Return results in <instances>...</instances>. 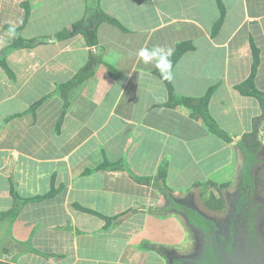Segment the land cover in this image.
Masks as SVG:
<instances>
[{
	"label": "crops",
	"instance_id": "0c3cea01",
	"mask_svg": "<svg viewBox=\"0 0 264 264\" xmlns=\"http://www.w3.org/2000/svg\"><path fill=\"white\" fill-rule=\"evenodd\" d=\"M222 2L214 29L218 0H0V221L10 224L0 260L151 264L158 251L144 242L184 241L182 224L150 211L167 201L147 178L167 164L178 192L190 185L176 180L182 168L207 180L234 150L178 98L208 99L238 136L245 112H263L240 99L264 95V0ZM94 8L106 17L92 45L84 32L58 36ZM17 35L40 44L8 51ZM92 53L100 62L86 71Z\"/></svg>",
	"mask_w": 264,
	"mask_h": 264
},
{
	"label": "rangeland",
	"instance_id": "374dc122",
	"mask_svg": "<svg viewBox=\"0 0 264 264\" xmlns=\"http://www.w3.org/2000/svg\"><path fill=\"white\" fill-rule=\"evenodd\" d=\"M260 99L261 98L259 97V100ZM240 102H257V105H261L254 96H249L244 99L241 98ZM255 116V113H244L243 125L247 132L256 133L259 130H263L262 126L264 125V117L261 118L260 116L259 118H255ZM243 135L244 134L238 137L239 140H244ZM246 140L247 137L244 141ZM237 156L238 157L235 158L234 154V164L232 163L217 176L220 178H211V180L214 179L215 182H219L218 185L209 186L208 189L207 187L202 189L199 185L193 186L196 183L194 179L202 172L201 168H197L196 165L190 164L189 166L182 168L181 172H178L175 175L176 180L182 182L181 187H184L185 183L190 184L188 188L186 187L187 189L178 192H175V189L172 188L175 192L174 195L177 201L180 202L178 207L184 209L185 214L184 212L183 214L179 213L175 207L169 209L170 203L165 206L167 210L169 209L168 213L162 211L161 214H167L164 215L167 224H175V220V222L183 225L185 230L184 241L182 240V242L174 247L169 246L168 244H161L159 245L160 249L174 251L173 253L176 254V258L180 259L184 264H223L225 261L223 259V254L221 255L218 253L214 258L204 259L206 253L204 244L207 241L203 239V233L201 231L198 232V230H196L189 222L191 214H189L186 209H191L194 211L199 224L201 222L199 221V216L205 218L210 217L214 220L213 222H215L217 228L216 235L220 239L221 248H223L222 252L225 253L224 256H226L229 264H264V188L256 176L264 170V147L259 151V161L253 165V175L256 181L253 188L250 189V204L246 207L244 206L245 208H243L241 203V195L243 193L241 189H239L242 180L240 173L241 166L243 167V164L241 165V163L244 161V153L238 150ZM186 168H189V170L185 174ZM166 171H168V168H166ZM157 175L158 173L152 177L154 181L159 179ZM203 179L204 180H201L200 182H204L205 178ZM224 183H229V186L226 189L221 187ZM218 201L220 203H218ZM208 202H212L214 208H217V210L207 206ZM150 207L156 208L157 206L151 205ZM179 214H182L183 216H180ZM8 222V219L0 221V255L3 253V247L10 241L6 239L7 237H10V224ZM24 245L27 246V243L25 242ZM143 250H146V248ZM149 252L151 253L149 263L159 264L162 257L160 258L158 256V252L154 250H149ZM154 252L157 254H154ZM155 255L158 256V260H155ZM165 256L167 259L166 253ZM144 264L146 263L144 262Z\"/></svg>",
	"mask_w": 264,
	"mask_h": 264
},
{
	"label": "trees",
	"instance_id": "16d2710c",
	"mask_svg": "<svg viewBox=\"0 0 264 264\" xmlns=\"http://www.w3.org/2000/svg\"><path fill=\"white\" fill-rule=\"evenodd\" d=\"M218 4L221 7L222 16L219 19V21L215 24L214 29H218L221 26V24L224 21L225 13H226L222 0H218ZM105 17L106 16H105L104 12H102L99 8H94L83 19H81L78 22H75L72 25V28L70 30L63 31V32L59 33L58 36H61V37L62 36L63 37L74 36V35H77L79 33L84 32L87 34V37L89 39V43L92 45L93 41L95 39V36H96L97 25L99 22H101V20H104ZM38 44H40L39 39H26L20 35H17V36H15L14 42L10 46L8 51H10V50L14 51V50L23 49V48H33V47L37 46ZM3 58H4L3 56L0 57V65L4 64ZM96 60H98L100 62V59L99 58L96 59L94 54L92 53L91 58L87 64V66L84 67V69L86 71H88L90 66H92V64ZM258 64H259L258 54L255 51L254 65L257 66ZM254 93L255 92H253V94ZM259 97L261 98V101H262V103H261V107L263 110L262 115H261V118H262V117H264V95H259ZM191 100H192L191 98H186V97L178 98V102L185 103V105H183V106H186L187 108L191 109L194 118L197 119L198 122H200L202 125H204L211 134L221 138L222 140L229 143L233 147L235 158L238 157L237 156L238 150L242 151L244 153V161H243V163H241V165L243 164V167L240 165L241 166L240 175H241L242 180H241V186H239V189H241V191L243 193L241 195V201H242L241 203H242L243 208H245L246 206H248L250 204V198H251L250 197V189L253 188L254 183L256 181L254 179V175H253V170H254L253 165L259 161V158H260L258 156L259 151L261 150V148L264 147V125L262 126L263 134L257 133L258 131L256 133L247 132V133H244V135H243L244 140L246 139V137H247V140L241 141V140H239L238 135H235V134L231 133L228 130H225L223 127L220 126L218 121L215 119V117L210 112L208 99H197L196 102L191 101ZM44 101H45V99L41 98L36 103L31 105L29 111L35 112L37 110V108L40 106V104L43 103ZM65 106H67V102H65ZM62 116H63V114H62ZM256 154H257L258 158H257ZM166 168H167V164H165V166H163L161 168L162 170L160 169V171L157 175L159 179L157 181H154L152 183V185L157 189L158 192L165 195L168 203H170L169 209H172L175 207L179 213L183 214V212H184V214H185V210L178 207L180 202L177 201V199L174 195L175 192L167 185L166 178H167L168 171H166ZM217 176L218 175L213 176L214 179ZM256 176L258 178V181L261 183L262 187L264 188V170L259 175H256ZM213 177L208 178L204 182H196L194 186L199 185V187H202V189H205V187H207V189H208L209 186L218 185L219 181L215 182L214 179L211 180V178H213ZM218 178H220V177H217L216 179H218ZM147 179H148V181L153 180L152 177H148ZM228 186H229V183H224L221 185V187L223 189H226ZM17 197H20V196H18L16 194V198ZM21 201L23 204H21V205L19 204L17 207H15V209L11 210L10 216H13L14 213L18 212V210L21 209V207L24 205V203L29 202V199H21ZM168 203H167V205H168ZM211 203L212 202H208L207 206H209L210 208H213L214 210H217V208H214L213 203L212 204ZM218 203H220V202L218 201ZM222 206H224V205H222ZM169 209L167 210L166 207H163L160 209H151L150 211L157 210V211H160V213L162 211L168 213ZM177 211H175V212H177ZM186 211L189 214H191V218H190L189 222L191 223V225H193L195 227L196 230H198V232L201 231L202 233H204V231H206V234H208L210 236L212 235L206 229L209 226V223H208V221H210L209 219L199 216L200 217L199 221H201L199 224V222L197 221L196 215L194 214V211H192L191 209H186ZM182 214H179V215L183 216ZM163 215H167V214H163ZM12 218H14V216ZM205 238L208 239L207 242H205V244H204V248H206V251H207L204 255L205 258L206 259L214 258L215 255H217L218 253L222 255V251L220 249V245H221L220 239L215 238V237L213 238L212 236L211 237L205 236ZM23 243H25V242H23ZM142 246L157 250L160 254H162L165 257L166 264H184V262H182L180 259L176 258V254H174L173 251H170L169 249H167V250L166 249H160L159 246L152 248L151 247L152 244L149 242H144ZM165 253L167 255V259H166ZM173 255L175 256V258ZM172 259H174V260H172ZM0 264H15V263L12 261H8V260H4V261L0 260ZM197 264H199V263H197Z\"/></svg>",
	"mask_w": 264,
	"mask_h": 264
},
{
	"label": "flooded vegetation",
	"instance_id": "af4514ba",
	"mask_svg": "<svg viewBox=\"0 0 264 264\" xmlns=\"http://www.w3.org/2000/svg\"><path fill=\"white\" fill-rule=\"evenodd\" d=\"M166 201H167V199H166ZM167 203H168V201L166 202V205L165 206H167ZM164 206V207H165ZM207 219H209V220H211V221H208V223H209V226H208V228H206L212 235V237H215V238H218V236L216 235V224H215V222H213L214 220L212 219V218H210V217H206ZM216 221V220H215ZM222 223V222H221ZM203 235V239L204 240H208V239H206L205 238V236H207V237H211L210 235H208V234H206V231H204V233L202 234ZM211 239V238H210ZM220 244H221V242H220ZM220 249H221V251L223 250V248H221V245H220ZM205 252H207L206 251V248H205ZM222 254H223V259L226 261H224L223 262V264H229L227 261V258H226V256H224L225 255V253L224 252H222ZM204 258H205V256H204ZM194 264V263H193Z\"/></svg>",
	"mask_w": 264,
	"mask_h": 264
}]
</instances>
